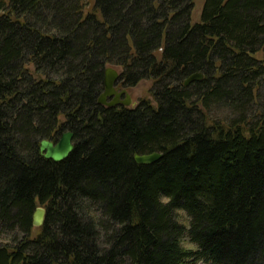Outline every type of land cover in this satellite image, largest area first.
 I'll return each mask as SVG.
<instances>
[{"label": "trees", "instance_id": "16d2710c", "mask_svg": "<svg viewBox=\"0 0 264 264\" xmlns=\"http://www.w3.org/2000/svg\"><path fill=\"white\" fill-rule=\"evenodd\" d=\"M87 4L0 0V264H264V0ZM109 67L151 99L99 105Z\"/></svg>", "mask_w": 264, "mask_h": 264}, {"label": "water", "instance_id": "95a60500", "mask_svg": "<svg viewBox=\"0 0 264 264\" xmlns=\"http://www.w3.org/2000/svg\"><path fill=\"white\" fill-rule=\"evenodd\" d=\"M202 73H196L189 77L184 85L188 86L193 82L203 80ZM119 74L113 69L109 68L105 72L104 78V92L99 98L98 104L109 108L117 107L119 105L131 108L134 107L130 94H126L123 90L118 92L115 87L118 82ZM125 95V99L121 100L122 96ZM115 97L114 101L107 102L108 98ZM74 134L71 132L65 133L59 142L53 143L48 140H43L40 145V152L43 154L45 159L52 160L53 162L60 163L66 160L70 154L74 151L73 144ZM163 156L160 153H153L148 155H136L135 161L141 165H150L159 161ZM46 217V210L42 207H38L33 218V224L39 228L43 226Z\"/></svg>", "mask_w": 264, "mask_h": 264}, {"label": "rangeland", "instance_id": "374dc122", "mask_svg": "<svg viewBox=\"0 0 264 264\" xmlns=\"http://www.w3.org/2000/svg\"><path fill=\"white\" fill-rule=\"evenodd\" d=\"M205 0H194V7H193V11H192V22L193 23H198L200 22V18H201V12L203 9V5H204ZM94 8V0H88V4H87V11H92ZM117 69L118 72H120V69L117 67H114ZM117 86H121V84H119V81L116 83ZM116 87V86H115ZM151 88H152V82L150 80H143L141 82L138 83V85H136L133 88H129L127 89L128 94H130L133 104L134 106H136L139 101L141 99H151ZM214 118H219V119H229V118H233L235 115L231 112V110H226L223 109L221 111H217L215 113L212 114ZM234 115V116H233ZM236 117V116H235ZM164 201H167L164 199ZM176 218L177 220L182 223L183 225H185L186 227L189 226L190 224V217L187 215L186 212L181 211V210H177L176 211ZM37 229H34V235L37 234ZM9 237L7 236H1L0 237V244L6 243L8 241ZM182 244L185 248H194L195 246L189 241V239L187 237L183 238L182 240ZM202 264V263H199Z\"/></svg>", "mask_w": 264, "mask_h": 264}, {"label": "flooded vegetation", "instance_id": "af4514ba", "mask_svg": "<svg viewBox=\"0 0 264 264\" xmlns=\"http://www.w3.org/2000/svg\"><path fill=\"white\" fill-rule=\"evenodd\" d=\"M116 88L118 89V92H120V91H122V90H123L124 92H125V91L127 92V89L124 88V87H121V86H117V85H116ZM125 97H126V96L123 95L122 98H121V100H124ZM112 101H114V97H110V98H108V100H107L108 103H109V102H112Z\"/></svg>", "mask_w": 264, "mask_h": 264}, {"label": "bare ground", "instance_id": "6f19581e", "mask_svg": "<svg viewBox=\"0 0 264 264\" xmlns=\"http://www.w3.org/2000/svg\"><path fill=\"white\" fill-rule=\"evenodd\" d=\"M109 68H113V69H115V70L117 71V69L114 68V67H109ZM109 68H107V69H109ZM107 69H106V70H107ZM105 72H106V71H105ZM117 72H118V71H117ZM118 74H119V72H118ZM104 78H105V77H104ZM118 80H119V79H118ZM103 92H104V91H103ZM125 93L128 94V92H126V91H125ZM101 95H102V94H101ZM114 99H115V97H114ZM98 101H99V100H98ZM119 106H121V105H119ZM117 107H118V106H117Z\"/></svg>", "mask_w": 264, "mask_h": 264}]
</instances>
